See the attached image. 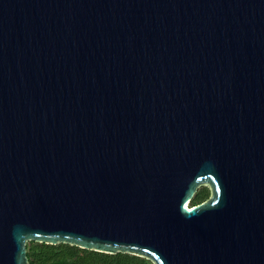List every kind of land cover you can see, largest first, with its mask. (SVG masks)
<instances>
[{
  "label": "water",
  "instance_id": "1",
  "mask_svg": "<svg viewBox=\"0 0 264 264\" xmlns=\"http://www.w3.org/2000/svg\"><path fill=\"white\" fill-rule=\"evenodd\" d=\"M27 242L264 264V0H0V264Z\"/></svg>",
  "mask_w": 264,
  "mask_h": 264
},
{
  "label": "trees",
  "instance_id": "2",
  "mask_svg": "<svg viewBox=\"0 0 264 264\" xmlns=\"http://www.w3.org/2000/svg\"><path fill=\"white\" fill-rule=\"evenodd\" d=\"M208 198V188H199L190 205H199ZM26 257L28 264H153L146 258L130 254L109 255L69 244L52 246L35 242L26 243Z\"/></svg>",
  "mask_w": 264,
  "mask_h": 264
},
{
  "label": "rangeland",
  "instance_id": "3",
  "mask_svg": "<svg viewBox=\"0 0 264 264\" xmlns=\"http://www.w3.org/2000/svg\"><path fill=\"white\" fill-rule=\"evenodd\" d=\"M200 188H208L207 186H201ZM209 190V188H208ZM209 196H210V191H209Z\"/></svg>",
  "mask_w": 264,
  "mask_h": 264
},
{
  "label": "bare ground",
  "instance_id": "4",
  "mask_svg": "<svg viewBox=\"0 0 264 264\" xmlns=\"http://www.w3.org/2000/svg\"><path fill=\"white\" fill-rule=\"evenodd\" d=\"M187 206V205H186Z\"/></svg>",
  "mask_w": 264,
  "mask_h": 264
}]
</instances>
